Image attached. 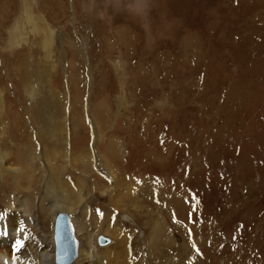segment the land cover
Instances as JSON below:
<instances>
[{
    "label": "rangeland",
    "instance_id": "obj_1",
    "mask_svg": "<svg viewBox=\"0 0 264 264\" xmlns=\"http://www.w3.org/2000/svg\"><path fill=\"white\" fill-rule=\"evenodd\" d=\"M1 8L3 154L20 142L32 111L69 116L82 135L67 130L70 148L83 140L95 153L110 139L120 143L115 168L136 178L142 204L139 193L150 188L177 221L169 237L185 243L184 264H264V0H0ZM33 143L38 165L59 152L36 134ZM12 161L2 160L0 214L33 241L53 240L54 223L48 217L46 228L40 214L47 182L9 192ZM92 172L107 181L104 192L122 193L103 170ZM89 183L79 207L88 203L87 226L105 217L107 200ZM4 191L26 204V222ZM67 196L76 208L81 195ZM99 237L115 242L99 235L100 246Z\"/></svg>",
    "mask_w": 264,
    "mask_h": 264
},
{
    "label": "bare ground",
    "instance_id": "obj_2",
    "mask_svg": "<svg viewBox=\"0 0 264 264\" xmlns=\"http://www.w3.org/2000/svg\"><path fill=\"white\" fill-rule=\"evenodd\" d=\"M0 18H3V16H0ZM23 67L24 60L21 62V68ZM20 76L22 77V73ZM42 112L32 111L29 117L24 118L27 122V127L24 128L20 142L11 144L13 152L10 155L3 154L0 150V169H3L2 160L6 162L14 160L11 164L12 168H10L13 176L9 177L11 182L9 185H12L11 188L8 187L10 189L9 192L18 190L16 188L20 187H23L24 190L30 189L32 186L36 187V184L40 180L47 182L45 184L47 195L40 205V214L43 219H47L45 220V227H49L48 217L51 218L52 224L58 215L68 214L70 216H67L68 219L74 222L76 233L81 236L76 257L71 264H184V257L187 253L186 245L184 243L183 246V242H176L169 237V226L171 222L176 223L177 221H170V219L168 221L166 210L161 209L162 206H159V204L163 203L160 202L162 199H158V196L157 199L160 203H154V193L150 188H143L139 194L143 197L145 196L144 198L147 199V202L146 204H142L136 198L138 194L134 192V179L136 180V178L126 174L123 176L121 173L119 174L118 168H115L114 158L116 159V157L120 156V143L114 139H110L107 146L102 150L95 149V153H92L87 143L86 145L82 143L83 140H79L81 144L78 141V144L70 148L66 141L67 130L70 129V134L73 136H82L78 133L79 130L75 129L76 126H73V120L69 116L63 118L59 115ZM15 118L19 119V116ZM20 119L22 121L23 116ZM30 121L32 122L31 126L33 125L34 127L30 126ZM33 134H36L40 138V143L44 147H50V149H57L59 151L58 153H47L45 165H38L35 161L34 150L36 148L33 143ZM42 135H46L47 137H43ZM38 158L40 160V157ZM94 167L100 168L110 179L112 178L113 183L111 186H113V189H121L122 193L116 192L117 194H114L113 192L110 194L108 193L109 190L107 193L104 192V189L108 187V183L100 175L92 172ZM119 175H121V178H119ZM64 177L74 181H72L74 183L73 187L68 183L70 180L64 179ZM88 181L96 185V189L101 192V199L104 198V195L107 198L104 209L105 217L99 222L94 217L90 222V226L89 224L87 226L82 221V218L89 211L88 203H85L84 207L79 210L80 204L83 202L80 199L90 189ZM38 187L39 185L36 188ZM73 189L78 198L81 195L76 208H72L69 205L70 200L68 199L69 196H67L68 191ZM9 192H3L5 194L3 197L5 203L11 207L10 209L18 212L19 218L23 222H26V218L28 217L26 204L20 201L18 197L13 198ZM55 192H60V194H56ZM96 196L99 195L97 194ZM72 201L76 203L75 199ZM58 202L61 203L57 205ZM112 207L116 211H120L123 219H121L120 223L119 221L118 223L115 222V213L112 212ZM170 213L169 218L171 217ZM137 219H141L139 225L144 229L142 238H138L136 234L134 236V230L139 228ZM179 226H175L176 231H180V228H177ZM0 227H6L8 235V238L0 239V264H54L55 247L53 248L54 240L50 236L47 235L42 239L38 237L36 241H33L30 239L27 230L21 228V224L17 223L11 215L4 216L0 214ZM138 230L140 231V229ZM99 235H112L115 239L114 244L107 247L111 242L106 244L108 239L99 237V239H104V243L101 246L98 245L96 240H98ZM194 238L196 239L195 236ZM1 241L6 243L1 244ZM167 250H169L170 256H168Z\"/></svg>",
    "mask_w": 264,
    "mask_h": 264
},
{
    "label": "water",
    "instance_id": "obj_3",
    "mask_svg": "<svg viewBox=\"0 0 264 264\" xmlns=\"http://www.w3.org/2000/svg\"><path fill=\"white\" fill-rule=\"evenodd\" d=\"M56 264H71L77 253L78 243L67 215L60 214L55 220ZM100 238L99 243L103 244ZM68 253V254H67Z\"/></svg>",
    "mask_w": 264,
    "mask_h": 264
}]
</instances>
